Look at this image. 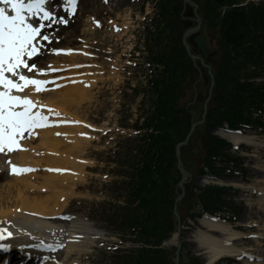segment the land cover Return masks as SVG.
Wrapping results in <instances>:
<instances>
[{
    "label": "rangeland",
    "instance_id": "374dc122",
    "mask_svg": "<svg viewBox=\"0 0 264 264\" xmlns=\"http://www.w3.org/2000/svg\"><path fill=\"white\" fill-rule=\"evenodd\" d=\"M191 1L195 3V7L192 8L193 6L190 5L191 9L188 10L186 9V1L178 0L179 14L183 16L184 21L191 24L192 28H196L200 20L202 26L200 33L202 29L206 27L208 30L207 32L212 34L215 52L210 56V66L211 72L215 73V71L218 70L216 66H219L221 63L222 55L225 52V47L222 49V47L219 48L218 45V43H220L218 36L219 26L212 25L210 19L205 15V12H203V7L209 4V0ZM172 4L175 5V2L172 1ZM82 9H84V11H81L78 20L87 21L89 16H98L99 20H104L105 22L103 21V29L94 32L91 30L92 32H85L84 35H82L81 32L75 33L73 36L74 44L77 45L78 41L76 39L80 38L83 40V43L90 46L97 55L104 54L108 52V50L114 49H117L118 52L122 49L125 53H128L133 47L139 50L141 49V52H144L141 58L137 60L138 68L131 70V72L135 74L134 77L128 78L130 75L126 74V77L123 78L118 74L121 80L124 81V83L118 84L114 80H110L112 76L108 77L106 75L103 77V82L98 83L95 88L93 87L89 92V100L79 108L80 118L90 122L94 126H101L105 129L112 130L103 137L94 136L91 144L87 146L85 154L78 155L79 159L86 158V160L90 162V165L85 170V172H87L85 181L79 184V187H77L75 191L74 198L71 201L72 207L77 210L81 216L89 220L88 223L91 224L94 230L97 229L106 234L109 240H113L117 237V243L114 245L115 249H118L121 241L123 243V246H121L123 249H121V251H133L132 248L134 246L139 247L141 242H134L135 235L130 234L132 233V228L122 230L126 231V233L121 232L120 234L116 230V227L113 226L112 217L116 214H120L121 216L124 215V211L121 210V207L126 205V199H128V186L124 182L127 181L131 167L134 166V164L131 163L139 161L142 157V152L138 151V146L142 143V136L138 137L133 133L138 130L144 131V129H142L143 118L151 113L153 100L156 98H154L149 83H147V81L151 79L149 78L150 75H155L153 74V67H155L156 64L151 61L152 53L150 52L149 46L148 51L147 47L144 45V41L146 38V44L148 45L149 33L152 35H159V30H162L155 24L160 23L161 27L163 26L160 17H156L155 22H152V19L160 14V7L157 5L156 0H143L139 3L137 1H135V3H130L120 0L118 3H113L109 7H105L98 0H87L81 7V10ZM225 10H227V7L213 9L211 12L217 15L218 20V13H224ZM128 15H130L129 19ZM111 18L116 19L121 25L128 22L130 24L129 30H123L121 35L114 36L115 34H112L111 30H109V27L106 25ZM184 31L180 27V32L184 33ZM191 37L192 36H189L187 38L190 45H192ZM144 48H146L148 52H146ZM175 48L178 49V52H181V42L175 43ZM158 51L159 49L153 50V56ZM193 62V70L191 69L184 72L181 86L176 91L177 101L175 105L180 115L188 118L184 126L187 128L184 138L189 135V143L186 147L182 148L181 151V165L184 172L182 171L180 174L176 172V162L179 159L174 155L175 165L172 171L175 175L172 174L175 180H177V183L173 188L174 194L171 197L173 200V207L171 209L169 221L172 227H175V223H179V221L183 219V229L179 232L180 235H178L184 247H182L181 253L177 251V249L175 251L174 248L177 238L176 235H172L171 239L166 243V249H168L167 255L170 257L169 260L171 264H175L177 261L176 253L179 255L182 264H194L193 258L199 259L202 264H206L201 257V253L197 250L192 241L196 231L195 220L187 216L198 213L196 206L197 196L202 189L207 190L209 186L207 183L201 182L199 178L201 176L195 175L202 168V164L204 163V152H202V149L205 147L204 138L206 137L207 139L206 131L209 129L212 134L215 133L214 129L212 130V128L209 127V121L206 118L202 124L195 128L192 137L190 136L193 126L202 121L205 102L208 99L210 90V76L207 68L203 66L199 60ZM150 63L152 64L151 66H153V70L149 68ZM194 71H196V75ZM246 73L247 66L246 69L242 71V74ZM144 74L148 78L145 79ZM262 78L264 82V72ZM131 80L132 82H130ZM259 80L257 83L261 84L262 82H259ZM130 83L131 86L133 83L132 87ZM133 87L137 89L131 91ZM262 122L264 123V117L262 118ZM116 129L124 130L125 134L120 135ZM110 138H113L112 142ZM247 141H252L256 143V145L264 143V126L257 129L255 132H247ZM258 150L257 146H255L251 151L252 155ZM244 153V151H241V155ZM254 161L252 157H247V178L242 179L238 177L236 180V182L241 183L243 187L251 188L256 185L257 176H254L255 173L251 171V168L254 166ZM258 180L259 179H257V181ZM181 181L182 185L181 188H179L178 184ZM1 182L2 181H0V183ZM194 194L195 197L193 196ZM241 194L245 195V197H242ZM183 195H185V197H192V199H188L185 203L186 205L183 204V201H181V205L179 203ZM248 195H250V191L247 192V190H243L239 193H224L221 199L228 202L229 205H224L225 207L222 213L226 215L234 214L236 216L238 215L239 218H244L247 207L244 206L242 201L248 205L249 201L246 197ZM252 203H254V198H252ZM255 203H257L256 200ZM176 207L178 211H176ZM251 207L252 205H249V209L251 210L247 212V217H250L249 221H257L256 223L264 225V218L259 220L256 217V208ZM191 208L194 209L191 214H188L187 211ZM181 210H183L184 213L181 219H179L178 213ZM128 212L132 216L140 215V212L134 208H130ZM260 227L253 230L247 228V235L251 232L258 233ZM102 242L101 240L94 242V247L88 250V252L82 253L80 258L72 264H113L111 262L114 256L110 257V254L101 250L100 246ZM253 243L254 242L248 240L247 243L240 242L237 247L240 249L245 246L249 248ZM253 250L257 252L258 247H253Z\"/></svg>",
    "mask_w": 264,
    "mask_h": 264
},
{
    "label": "bare ground",
    "instance_id": "6f19581e",
    "mask_svg": "<svg viewBox=\"0 0 264 264\" xmlns=\"http://www.w3.org/2000/svg\"><path fill=\"white\" fill-rule=\"evenodd\" d=\"M53 9L54 13L59 15V17L66 15L61 7L54 6ZM90 19L91 16H89L88 20ZM69 25L68 29H61L62 32L59 31L61 25L53 27L51 25V27L46 28L49 30L54 44L59 36L63 38L61 43L70 45L71 39L66 37L67 34L71 33L72 35L74 32H81L84 35L85 32L90 31L88 28L91 27L90 24L87 25L78 21L72 22V20ZM125 26H129V23L125 22ZM69 45L67 48H73ZM48 50L49 47L44 50L45 54L38 58L37 61H41L51 55L53 60L49 61V63H58L55 60L71 61L73 64L86 63L85 60L81 62V56L73 55L57 58L53 54L54 52L49 53ZM94 86V81L85 85L67 86L48 94L47 96H50L52 100H47V102L43 101V96L29 87L26 88L25 94L31 96L38 105L46 104L54 107L55 114H62L60 121L69 119L82 121L83 119L79 115V108L89 100V92ZM81 130L84 129L80 126L65 128L62 126L60 128L36 131L32 136L23 139L25 144L23 150L9 155L11 163L34 166L41 170L54 168L79 171L81 176L78 178V182H75V177L62 173L49 174L41 171L20 177L9 176L8 173L4 172V169L0 173V181L5 180L0 183V224L5 227L9 226L13 234L24 242L23 245L31 247V245L39 244L43 241L45 244L55 247L62 243L65 246L62 250L55 251L56 253L44 254L51 256L56 264H72L77 261L82 252H88V250L93 248L92 238L99 235L91 225L85 222L82 216L72 219L70 223L63 222V220L57 218V216L64 215L67 212L71 200L74 198V196L72 197L73 193H75L79 183L85 177L82 173L87 166L80 165L77 159H79L78 155L85 154L86 148L91 144V141L81 137L83 132ZM65 131L69 133L80 131V133L72 135ZM57 134L61 138H57ZM252 145L256 144L253 143ZM256 146L259 149L260 145ZM257 154L252 156L256 158L251 171L259 176V180L256 182L257 185L253 186V189L262 188V193L258 197L259 201L256 206L258 210L256 217L260 220L264 218V155H262L260 150ZM0 159L3 167L4 161L1 157ZM7 164L9 163L7 162ZM62 198H65V201H61ZM247 198H250V196H247ZM249 205L252 204H248L247 212L251 210ZM246 218L247 226L255 227L256 225L254 224L258 226L259 223H256L257 221L250 222V217ZM196 225L198 227L193 236V239H195L193 243L206 263H213L224 254L231 255L240 252L235 244L241 241L242 234L230 230L228 226H224L210 217L198 221ZM260 226L259 231L264 233V225L260 224ZM255 243L258 244V251L264 253L263 241H256ZM31 248L38 251L43 249ZM256 263L264 264L263 260Z\"/></svg>",
    "mask_w": 264,
    "mask_h": 264
},
{
    "label": "trees",
    "instance_id": "16d2710c",
    "mask_svg": "<svg viewBox=\"0 0 264 264\" xmlns=\"http://www.w3.org/2000/svg\"><path fill=\"white\" fill-rule=\"evenodd\" d=\"M244 0H209L203 7V12L210 19V23L219 26L218 33L225 47L222 61L217 65V94L214 98L213 108L209 112V127L228 121L232 126L243 121L242 108L248 102L261 103V89L247 83L246 99L236 94L243 90L239 86L238 76L243 64L255 63L264 52L260 41L264 40V4L252 5L247 8H239ZM199 4V3H198ZM227 7L224 13L217 15L211 12L213 9ZM165 9V8H164ZM176 11L179 9L176 8ZM176 17V13L171 11ZM173 37L169 45L171 54L162 56V61L168 68V79L158 82L155 87L158 99L156 102L155 121L149 126H154L157 135H151L146 155L144 156V168L138 170V180H133L130 197L133 201H139V206L146 211L145 219L136 217L128 225L136 224L142 228L143 237L155 238L156 243L167 238L173 229L170 224V214L173 207L170 192L177 183L173 177L172 169L175 165V146L183 141L186 133L185 122L188 118L180 115L175 103L176 91L183 81L184 72L193 70L192 63L183 51L178 52L175 43L181 42L182 33L180 27L170 25ZM174 43V45H173ZM249 77H255L256 73H250ZM235 90V93L233 91ZM262 96V97H261ZM223 143L216 141L209 135L205 141V151L208 157L218 154L222 150ZM208 162V159H206ZM211 164H213L211 162ZM208 165H210L208 163ZM177 172V171H176ZM173 173V174H172ZM189 199V198H188ZM164 252L159 250H143L136 260H129V264H165L160 263Z\"/></svg>",
    "mask_w": 264,
    "mask_h": 264
},
{
    "label": "snow or ice",
    "instance_id": "6c2138e0",
    "mask_svg": "<svg viewBox=\"0 0 264 264\" xmlns=\"http://www.w3.org/2000/svg\"><path fill=\"white\" fill-rule=\"evenodd\" d=\"M107 2V0H106ZM71 5L69 15H74L77 0H68ZM0 154L23 150L19 143L26 138L24 133L37 127H45L48 117L41 111H33L38 106L28 97L13 94V90L22 91L28 85L36 86L37 91H48L45 87L50 83L47 80H40L30 77L22 71L28 72L36 70L38 73L47 71H57L49 65L48 69H37L35 61L29 63L33 57L43 54L41 49H47V44L51 43V38L47 34H42V30L51 27L53 23L68 24V19L60 16L58 19L54 13L46 8V0H0ZM7 9H11L13 14H9ZM45 21H48L46 24ZM99 24V21H96ZM59 38L57 37V40ZM51 52L71 53L73 49H49ZM10 74V75H6ZM59 87V85H56ZM44 107V105H39ZM59 115V113H56ZM59 123V122H56ZM59 134V133H58ZM10 171L14 174L34 171L31 168H21L8 161ZM53 171H62L55 169ZM13 236V232L8 228H0V241L7 240ZM34 248H43L56 251L57 248H64L61 243L57 246L45 244L31 245ZM10 244L0 243V250L8 251ZM45 260L48 258L45 257Z\"/></svg>",
    "mask_w": 264,
    "mask_h": 264
},
{
    "label": "water",
    "instance_id": "95a60500",
    "mask_svg": "<svg viewBox=\"0 0 264 264\" xmlns=\"http://www.w3.org/2000/svg\"><path fill=\"white\" fill-rule=\"evenodd\" d=\"M185 1L188 2V3H190L191 5H194V4L191 3L189 0H185ZM186 25H188V24H186ZM200 28H201V21L199 20V21H198V26H197L195 29L189 30V31L186 33L185 37L188 36V35L191 34V33H194V32L199 31ZM184 43H185V47H186L188 53L190 54V48H189V46L186 44L185 41H184ZM192 43H193V44L196 46V48H197V49H195L194 51H195V52H198V51H199V52L202 54L203 58H204L207 62H209V56H210L211 53L214 52V49L211 47V40H210V38H209V34L206 32V27L204 28V31H203V34H202V35H196V36L193 37V39H192ZM219 48H220V47H219ZM190 56H191L192 59H197V57L194 56V55H191V54H190ZM203 58H200V57H199V59L202 61L203 65L206 66V67H208V66L204 63V59H203ZM209 73L211 74L210 71H209ZM214 86H215V84H214V80H213V76H212V87H214ZM186 143H187V142H184V144H186ZM179 147H180V145L178 146V152H177L178 156H179ZM179 169H180L181 171L184 172L183 167H182V165H181L180 162H179ZM181 185H182V182L179 184V187H181Z\"/></svg>",
    "mask_w": 264,
    "mask_h": 264
}]
</instances>
